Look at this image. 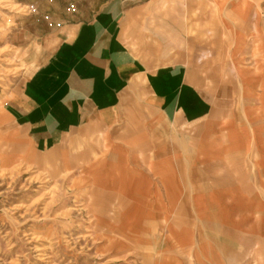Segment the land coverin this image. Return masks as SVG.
Wrapping results in <instances>:
<instances>
[{"label":"crops","instance_id":"crops-1","mask_svg":"<svg viewBox=\"0 0 264 264\" xmlns=\"http://www.w3.org/2000/svg\"><path fill=\"white\" fill-rule=\"evenodd\" d=\"M13 1L46 30L0 104L20 161L84 164L103 198L148 218L142 264L259 263L264 164L238 157L233 101L189 65V2Z\"/></svg>","mask_w":264,"mask_h":264},{"label":"rangeland","instance_id":"rangeland-1","mask_svg":"<svg viewBox=\"0 0 264 264\" xmlns=\"http://www.w3.org/2000/svg\"><path fill=\"white\" fill-rule=\"evenodd\" d=\"M187 1L189 65L206 93L233 101L238 157L264 164V0ZM28 7L0 0V104L46 31ZM2 132L0 264H142L139 226L148 218L103 198L84 164H23ZM253 256L264 264V249Z\"/></svg>","mask_w":264,"mask_h":264},{"label":"built area","instance_id":"built-area-1","mask_svg":"<svg viewBox=\"0 0 264 264\" xmlns=\"http://www.w3.org/2000/svg\"><path fill=\"white\" fill-rule=\"evenodd\" d=\"M29 9V12L30 13H35L36 12V9L34 8V7H28ZM71 9H73L74 10V7H71Z\"/></svg>","mask_w":264,"mask_h":264}]
</instances>
